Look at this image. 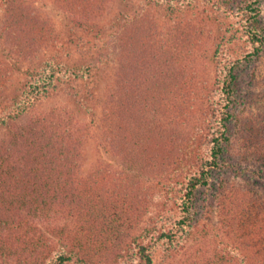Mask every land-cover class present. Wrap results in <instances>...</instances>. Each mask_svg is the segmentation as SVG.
Segmentation results:
<instances>
[{
	"label": "rangeland",
	"instance_id": "374dc122",
	"mask_svg": "<svg viewBox=\"0 0 264 264\" xmlns=\"http://www.w3.org/2000/svg\"><path fill=\"white\" fill-rule=\"evenodd\" d=\"M160 2L110 0L105 3L104 12L99 13V19L85 20L54 0H30L32 10L47 19L48 26H53L60 37L66 38L58 57L69 65L81 58H100L111 32L104 27L106 33L101 37L87 34L83 28H99L114 20L119 12L125 15L127 23L119 32L115 52L107 62L99 65L100 69L87 80V87L79 77H61L55 81L56 87L49 98L36 100L18 118H14L18 113L17 106L8 99L20 93L21 86L35 77L40 62L33 56L16 53L4 36L0 66L13 68L15 81L8 89L0 91V118L11 115L5 122H0V146L9 145L14 128L28 127L45 114H62V117L71 118L89 129L80 159L82 175L87 177L93 171L104 170V193L109 192L111 202L106 207L109 211L126 214L119 230L116 229L112 236L107 235L115 243L109 247L105 260L136 264L137 244L146 237L142 231L145 225L140 222L146 218L139 214L145 212L148 223L161 231L174 229L180 220V202L187 183L197 174L199 167L206 166L213 146V131L224 110L218 82L223 76L220 69L239 61L236 106L229 124L231 138L224 144L225 151L218 167L210 170L209 185L196 191L195 227L177 236L172 251H167L162 242H149L153 264H219L221 255L229 259L228 263L235 264L239 255L241 258L248 256L245 245L253 242L249 232L256 227L264 228V158L256 154L258 149L264 151V45L257 57H246L253 50V44L236 12L217 11L208 1L206 4L199 1L198 4L196 0H166L172 10L160 7ZM260 8L264 26V0ZM150 25L158 30L150 36L153 39L159 32L166 35V29H172L173 25L178 27V49L184 44L188 32L193 31L196 47L191 59H182L178 64H172L170 72L162 69V75H158L172 82L173 74H177L178 88L170 95L177 93L184 98L185 107L177 108L174 115L166 111L163 114L159 108L156 115L141 121L138 108L129 99L134 93L131 85L137 87L139 69L144 72H141L140 80H147L145 72L148 71L143 67L145 62L137 61V69L130 76L131 68L126 64L123 48L134 29ZM153 42L150 45H154ZM43 53L41 58L44 56L42 59L47 60L55 51ZM148 73L155 76L154 71ZM186 82L187 86L183 87ZM74 96L86 98L87 103L83 106L86 112L79 109ZM143 100L136 102L134 99L133 102L142 103ZM112 107L119 113L118 119L112 115ZM100 128H104V135ZM155 131L160 138L152 136ZM146 132L149 134L145 135ZM130 141L143 148V155L137 148L140 159L133 158V153L126 156L117 148V143L128 144ZM159 142H163L161 146H158ZM154 148L158 149L157 153L148 155L153 154ZM145 156L147 162L144 164ZM114 191L119 194L112 195ZM33 222L41 225L50 238L51 248L59 249L61 241L75 245V235L70 233L72 223L65 215H50L43 222ZM55 223L66 226L65 233L57 230L52 233L53 227L50 226ZM4 230L0 227V235ZM263 253L253 255L256 263ZM3 258L0 250V261ZM12 264H15L14 259Z\"/></svg>",
	"mask_w": 264,
	"mask_h": 264
},
{
	"label": "trees",
	"instance_id": "16d2710c",
	"mask_svg": "<svg viewBox=\"0 0 264 264\" xmlns=\"http://www.w3.org/2000/svg\"><path fill=\"white\" fill-rule=\"evenodd\" d=\"M54 1L80 18L97 20L100 18L99 13L104 12L105 3L110 0ZM196 1L198 4L199 1L201 4H206L208 1L217 8V11L236 12L245 24V34L253 44V50L246 57L253 59L260 54L264 45V26L260 8L262 0ZM153 2L157 3V0H152ZM29 3L30 0H0V47L3 48L2 42L6 36L8 39L6 43L16 53L27 57L33 56L40 62L38 63L39 71H35L37 73L35 77H31L21 86L20 93L8 99L17 106L18 113L14 118H18L36 100L49 98L50 92L56 87L55 81L61 77H79L84 80V87H87L89 85L87 80L100 69L99 65L107 62L115 52L119 45L117 43L119 32L127 23L125 15L119 12L114 20L105 22L99 28H83L87 34L101 37L104 36L103 33H106L104 32L106 29L111 32L100 58L96 60L81 58L69 65L58 57V52L64 43L63 40L66 38L60 37L53 26H48V20L32 10ZM168 4L166 0H161L159 5L172 10ZM174 5L176 6V3ZM172 27V29H166L164 32L166 35L159 32L155 39L150 37L158 32L153 25L134 29L123 48L126 64L131 68L129 69L130 76L137 69L135 67L137 61L142 64L145 62L143 67L146 71L155 72V76L145 72L147 80H140L142 71L139 69L137 87L134 84L131 85L134 93L133 95L131 93L129 101L138 108L137 112L141 115V121L156 115L159 108L163 114L166 111L174 115L177 108L185 107L184 98L178 96L177 93L170 95L171 91H176L178 88V83L175 81L177 74H173L172 82L168 81L169 84L161 76L158 77L159 74L162 75V69L170 72L172 64H178L182 59H191L195 55L196 45L193 31L188 32L187 38H184V44L178 49L179 34L177 32L179 28L174 25ZM152 41L154 45H150ZM48 50L55 51V53L47 60L42 59L44 58V56L41 58L43 52ZM217 53V51L214 52V57ZM239 65V61H236L231 66L220 69L223 76L218 82L222 93L220 95L223 96L221 99L224 110L221 111L216 130L213 131V146L206 166L199 167L197 174L193 175L187 183L180 202L181 218L176 222L174 229L155 230L156 225L148 223L146 213L139 214L146 218L140 220L141 224L145 225L142 231L145 232L146 237L137 244L136 264H153L149 242H162L166 245L167 251H172L171 246L177 236L195 227L196 191L199 187L209 185L210 170L218 167L219 159L225 151L224 144L231 138L229 124L232 110L236 106L235 94H237L238 87ZM35 68L38 70V67ZM13 73V68L0 66V91L8 89L14 83ZM187 84V82L184 83L183 87ZM16 89L19 88L16 87ZM79 97L74 96L75 103L79 105V109H85L83 106L87 100ZM134 99L136 102L139 99L144 100L142 103L141 101L135 103ZM115 110L116 108L112 107L114 111L112 115L118 119L119 113L117 114ZM9 116L11 115L0 118V122H5ZM203 116L206 117L204 113ZM63 117L62 114L52 113L51 116L45 114L43 117L36 118L28 127L14 128L15 132L11 136L9 145L0 146V227L7 230L0 235V250L4 254L0 264H12L13 259L15 264H118L115 261L105 260L109 247L115 243V240L110 241L107 235L112 236L116 229L119 230L125 222L126 214L124 212L118 214L116 210L107 209L106 206L111 202L109 192L104 193V170L93 171L87 177L82 175L80 159L89 129L80 126L71 118ZM100 130L104 135V128ZM147 134L149 133L146 132L145 135ZM152 136L160 138L156 131L152 133ZM159 143L158 146H161L163 142ZM135 144L132 141L128 144L117 143V148H120L126 156L133 153V158L140 159L137 153V148L139 150L140 147ZM140 150V154L143 155V148ZM157 150V148L152 149L153 154L148 155H155ZM256 154L264 158L263 149L262 152L258 149ZM146 162L147 158L143 163ZM117 194L119 193L114 191L112 195ZM50 215H65V218L70 220L72 223L70 233L75 235L74 246L70 242L61 241L58 244L59 249L51 248L52 241L45 235L41 225L38 226L33 222V220L43 222V219H49ZM56 223L50 226L53 227L51 232L54 233L57 230L65 233L66 226H57ZM249 233L253 242L244 244L248 256L241 258L239 255L240 258H236L235 264H264L262 255L257 263L253 259L255 253L264 252V228L256 227V230ZM219 258L218 261H221L219 264H230L229 259L224 255Z\"/></svg>",
	"mask_w": 264,
	"mask_h": 264
}]
</instances>
